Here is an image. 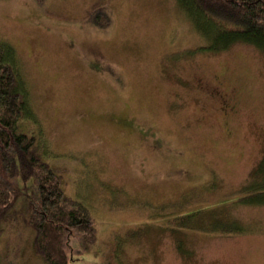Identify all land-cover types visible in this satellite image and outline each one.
Instances as JSON below:
<instances>
[{
	"label": "rangeland",
	"instance_id": "obj_1",
	"mask_svg": "<svg viewBox=\"0 0 264 264\" xmlns=\"http://www.w3.org/2000/svg\"><path fill=\"white\" fill-rule=\"evenodd\" d=\"M0 41L34 109L21 131L96 225L89 252L67 231L70 264H264V205L244 202L264 195L261 50H211L178 0H0ZM33 240L8 228L0 264H46Z\"/></svg>",
	"mask_w": 264,
	"mask_h": 264
},
{
	"label": "trees",
	"instance_id": "obj_2",
	"mask_svg": "<svg viewBox=\"0 0 264 264\" xmlns=\"http://www.w3.org/2000/svg\"><path fill=\"white\" fill-rule=\"evenodd\" d=\"M178 2L197 30L210 41L211 50L224 51L240 43L264 53V0ZM108 16L107 13V19ZM108 21L100 27L107 28ZM15 55L12 46L0 41V235L19 225L30 228L37 256L46 264H70L65 251L67 231H78L89 252L97 242L96 225L80 202L66 195L63 176L43 157L42 140L36 134L21 131V122L33 118L34 109ZM263 163L251 176L257 179L258 187L253 186L257 194H264ZM254 197L244 202L264 205V195ZM19 201L21 205L17 206ZM174 219L178 230L194 229L192 215Z\"/></svg>",
	"mask_w": 264,
	"mask_h": 264
},
{
	"label": "flooded vegetation",
	"instance_id": "obj_3",
	"mask_svg": "<svg viewBox=\"0 0 264 264\" xmlns=\"http://www.w3.org/2000/svg\"><path fill=\"white\" fill-rule=\"evenodd\" d=\"M214 94H212V96L213 97H216L218 100H219V102H220V104H223L222 105V109L225 111V109H228V110H230L229 108V106H228V99H227V96H226V94H222V93H220V91H217V90H215L214 92H213ZM229 107V108H228Z\"/></svg>",
	"mask_w": 264,
	"mask_h": 264
}]
</instances>
